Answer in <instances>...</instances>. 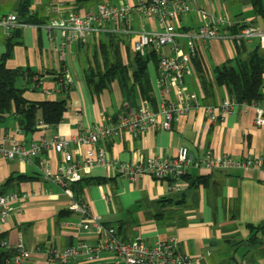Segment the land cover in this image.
<instances>
[{
  "label": "crops",
  "instance_id": "crops-1",
  "mask_svg": "<svg viewBox=\"0 0 264 264\" xmlns=\"http://www.w3.org/2000/svg\"><path fill=\"white\" fill-rule=\"evenodd\" d=\"M118 1L90 0L80 4L77 0H32L31 12L38 14L40 19L48 20L74 11L84 14L95 11L98 3ZM198 3L203 4L212 16H225L239 27L248 22L264 31V17L256 15L249 0H196L193 6L196 8ZM18 4L19 0H0V16L16 13ZM50 5L57 7V11L49 14L47 8ZM144 19L151 24L155 20L143 18L140 21L139 17L132 15L130 22L135 29H139ZM206 23L209 20L202 18L196 10L179 22L183 29H194ZM19 30L20 42L14 45L6 67L24 70L17 85L25 88L26 99L66 100L67 109L56 126L36 124V129L29 133L17 132L20 127L16 115L1 116L0 140L11 135L27 145L41 139L49 140L57 133L71 138L81 130L101 123L105 117L135 111L146 99L136 86L133 91H125L118 79L99 93L90 90L84 68H102L98 45L102 34L89 32L84 41L65 46L67 56L61 64L54 54L52 56L51 50L52 42L61 43L57 32L49 36L42 29L25 27ZM9 35L0 28V56L6 51ZM255 43L254 40L248 41L250 48ZM126 44L129 45L130 58ZM120 49L123 62L127 64L135 55L131 36L125 37ZM96 55L98 62L95 61ZM235 55L236 42L233 40L213 39L198 43V56L213 83L214 98L209 101L215 103L214 106L233 99L226 86L216 84L213 70ZM64 66L74 78L68 89H62L59 84L60 68ZM192 68V74L186 77V86L195 92L194 97L200 103L203 90L193 63ZM28 72L33 74L32 77ZM145 74L151 82L155 103L147 101L155 108L158 66L149 61ZM128 83L132 85L131 80ZM262 91L264 93V83ZM259 107L264 110V99ZM256 109L253 105H238L234 113L212 120L203 107L195 108L177 116L169 129H150L137 137L123 131L115 138L102 140L99 147L111 159L131 163L149 156L175 157L180 146L187 147L195 156L211 150L236 159L247 155L264 159V124L256 123ZM89 148L87 144L71 143L69 151L76 162H83ZM40 161H48L52 170H56L63 160L53 151L27 163L0 158V193L13 191L25 195L23 201L15 203L7 223L0 224V238L12 245L22 238L26 243L35 242L60 249L81 240L95 243L94 234L79 235L62 226L65 219L75 220L80 214L67 210L69 200L57 187L52 193L43 192L48 183L39 172ZM82 175V180L74 184L75 196L86 203L93 215L100 216L105 223L113 226L124 241L139 237L146 244L153 245L176 237L179 248L190 257L189 264H264V235L259 244L248 241L254 234L251 227L264 222V174L260 171L251 168H190L182 179L179 192L170 191L166 180L146 174L130 181L115 170L102 166L86 170ZM9 178L12 180L5 184ZM102 194L109 197L108 201L102 199ZM112 258L113 252L102 251L98 264H110ZM27 264L48 263L38 257L28 260Z\"/></svg>",
  "mask_w": 264,
  "mask_h": 264
},
{
  "label": "built area",
  "instance_id": "built-area-1",
  "mask_svg": "<svg viewBox=\"0 0 264 264\" xmlns=\"http://www.w3.org/2000/svg\"><path fill=\"white\" fill-rule=\"evenodd\" d=\"M196 0H120L118 2H101L95 11L84 14L70 12L67 15L51 17L43 24L19 22L16 13L0 16V28L9 35L14 28L42 29L51 36L57 32L61 43L52 42L51 50L62 64L66 60L65 46L70 43L84 41L89 32H114L131 36V45L135 54L146 57L151 50L159 53L158 78L156 82L157 104L151 107L145 99L139 107L129 113L116 117H105L99 124L81 130L71 138L55 134L51 139H41L30 144H23L11 135L0 140V158L6 161L18 160L32 162L45 152L53 151L62 156V165L52 170L48 161H40L39 172L47 181L43 192H51L57 187L69 202L67 210L79 213V218L65 219L62 226L77 232L79 235L94 234L96 242L81 240L64 249L40 243H26L19 238L13 245L0 238V264H27L32 258H44L48 264H98L101 252L109 250L114 258L110 264H189L190 257L183 252L176 237L160 240L153 245L146 244L141 238L131 241L122 240L116 229L105 223L100 216L93 215L85 202L75 196L73 185L82 180L83 172L96 166L115 170L130 181L142 175H150L159 180L168 181L169 189L179 192L182 179L190 168L207 170L255 169L264 174V159L250 155L236 159L229 154H215L211 150L201 156H195L185 146H180L175 157L149 156L137 163L117 161L107 156V152L99 147L102 140L115 138L123 131L140 136L144 132L155 129H169L172 121L190 110L203 107L212 120L223 118L235 112L239 105L234 99H226L219 105H201L194 97L193 91L186 86V77L193 72L192 59L198 54V43L209 40H258L264 49V31L250 24H241L240 30L233 33L231 27L238 25L225 16H212L203 4ZM198 1V0H197ZM200 13L209 23L194 29H183L179 22L182 17L192 11ZM49 14L57 11V7L48 6ZM154 18L159 24L156 31L145 28L135 29L130 17ZM61 76V77H60ZM59 84L62 89L70 88L74 78L68 67L60 68ZM245 106V105H244ZM257 111L256 123L264 124V110L254 104ZM43 125L42 120H37ZM21 129H17L20 132ZM71 143L87 144L83 162H76L69 151ZM25 195L17 192L0 193V224H6L17 201H23ZM102 199L109 197L102 194Z\"/></svg>",
  "mask_w": 264,
  "mask_h": 264
},
{
  "label": "trees",
  "instance_id": "trees-1",
  "mask_svg": "<svg viewBox=\"0 0 264 264\" xmlns=\"http://www.w3.org/2000/svg\"><path fill=\"white\" fill-rule=\"evenodd\" d=\"M90 0H77L83 3ZM256 15L264 17L263 0H249ZM32 0H19L16 15L19 22L28 24H43L47 19H40L38 14L31 12ZM20 28H14L7 37L6 51L0 56V117L7 114H14L18 119V125L26 133L36 129L37 119H41L45 125L56 126L63 118L67 109L66 100H44L30 101L25 98V88L19 87L17 81L20 75L25 72L22 69H9L6 61L12 56V49L19 43L21 32ZM240 30L238 25H233V33ZM103 38L99 39V53L102 60V68L93 69L90 66L84 68L86 79L90 90L99 93L114 80L118 79L125 91L138 87L146 100L155 103L153 88L145 69L148 62L153 61L157 66L159 53L151 50L146 57L135 54L131 61L124 64L120 46L125 42L124 34L105 32L101 33ZM250 48L247 40L236 43L235 57L228 59L222 65L214 68V78L217 85H224L228 88L233 99L239 105L260 104L264 99L262 86L264 83V49L261 48L258 40ZM126 51L129 56V45L126 44ZM95 61L98 62L97 55ZM130 58V56H129ZM196 76L199 78L203 97L201 105H214L209 99L214 98L213 83L209 79L206 69L198 56L192 59ZM29 77L33 74L28 72ZM129 80L132 85L129 86ZM156 108V107H155ZM9 178L5 184L9 183ZM74 188V185H73ZM254 231L253 236L248 240L251 244H259L264 235V222L251 227Z\"/></svg>",
  "mask_w": 264,
  "mask_h": 264
},
{
  "label": "rangeland",
  "instance_id": "rangeland-1",
  "mask_svg": "<svg viewBox=\"0 0 264 264\" xmlns=\"http://www.w3.org/2000/svg\"><path fill=\"white\" fill-rule=\"evenodd\" d=\"M90 3H93V6H95L96 5V3L95 2H90ZM233 10V9H232ZM231 10V12H233ZM142 27H139V29L140 28H145L146 30H150V31H156L157 29H158V25H157V22L154 20L153 21V23L151 24L150 22H148L147 20H145L144 19V22H143V24L141 25ZM152 26H154V28H149V27H152Z\"/></svg>",
  "mask_w": 264,
  "mask_h": 264
}]
</instances>
